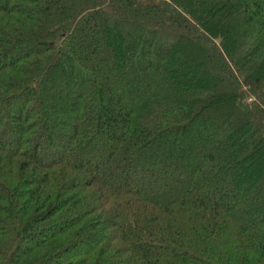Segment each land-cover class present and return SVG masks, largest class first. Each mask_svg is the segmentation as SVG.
Segmentation results:
<instances>
[{"label": "trees", "instance_id": "1", "mask_svg": "<svg viewBox=\"0 0 264 264\" xmlns=\"http://www.w3.org/2000/svg\"><path fill=\"white\" fill-rule=\"evenodd\" d=\"M0 264H264V0H0Z\"/></svg>", "mask_w": 264, "mask_h": 264}, {"label": "rangeland", "instance_id": "2", "mask_svg": "<svg viewBox=\"0 0 264 264\" xmlns=\"http://www.w3.org/2000/svg\"><path fill=\"white\" fill-rule=\"evenodd\" d=\"M195 47H196V46H195ZM196 48H197V49L199 50V52H200V53L197 52V53H198V56H199V59H198V58L196 59V60H197V64H199V62L202 63V62L206 61V51H205V52L202 51V50L200 49L199 46H197ZM173 58H178L176 52H175V54L173 55ZM196 60H194V61L191 60L189 63H195ZM189 63H188V64H189ZM173 66L178 67V69H179V67H183V66L185 67L186 65H181L180 62H177V60H176V62L174 61ZM188 66H189V65H188ZM184 70H185V69H182L183 75H182V72H181V76H182L181 78H182L183 81H184V79H185L184 74H185V72H186V71H184ZM227 105H228V104H227ZM227 110H228V109H227ZM227 110H225V108H224V111H225V112H229V111H227ZM222 114H224V113H222ZM208 124H209V123H207L206 125H208ZM219 134H220V132H218V135H219ZM6 137H7V136H6ZM243 140H245V139H242V141H243ZM207 156H208V155H207ZM158 175H159V173H158ZM159 176H160V175H159ZM135 182L138 183V184H141V185L144 184V183H141V181H140L139 179L136 180ZM135 182H134V183H135ZM142 182H147V181H146V180H143ZM136 183H135V185H137Z\"/></svg>", "mask_w": 264, "mask_h": 264}]
</instances>
